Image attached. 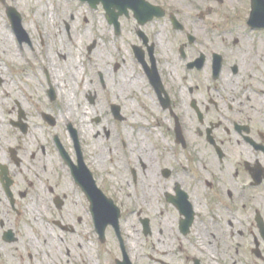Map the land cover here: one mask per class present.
Wrapping results in <instances>:
<instances>
[{
	"label": "flooded vegetation",
	"instance_id": "obj_1",
	"mask_svg": "<svg viewBox=\"0 0 264 264\" xmlns=\"http://www.w3.org/2000/svg\"><path fill=\"white\" fill-rule=\"evenodd\" d=\"M253 3L17 6L0 54V264H102L107 249L112 264H264Z\"/></svg>",
	"mask_w": 264,
	"mask_h": 264
},
{
	"label": "rangeland",
	"instance_id": "obj_2",
	"mask_svg": "<svg viewBox=\"0 0 264 264\" xmlns=\"http://www.w3.org/2000/svg\"><path fill=\"white\" fill-rule=\"evenodd\" d=\"M41 0H5L4 2L0 1V26H2V31H4L8 37V41L9 43L12 44V49L14 48V44H13V36L11 35V26H9V21H8V15H6V11H7V8L10 7V6H15V7H19L20 10H32V9H39V2ZM109 248V247H108ZM108 252L107 253H104L103 256L105 257L104 258V261L102 264H112L110 261H109V258L107 257L108 256V253H109V249H107ZM112 251V254L111 255H114V257H118V254H117V250H111ZM107 255V256H106ZM96 261H95V256H94V259L93 260H89L88 263L89 264H94ZM96 264V263H95Z\"/></svg>",
	"mask_w": 264,
	"mask_h": 264
},
{
	"label": "bare ground",
	"instance_id": "obj_3",
	"mask_svg": "<svg viewBox=\"0 0 264 264\" xmlns=\"http://www.w3.org/2000/svg\"><path fill=\"white\" fill-rule=\"evenodd\" d=\"M2 26H0V54L2 55V57H4L5 59H12V53L14 48L12 49V44L9 43L8 41V37L6 35V33L4 31H2Z\"/></svg>",
	"mask_w": 264,
	"mask_h": 264
},
{
	"label": "water",
	"instance_id": "obj_4",
	"mask_svg": "<svg viewBox=\"0 0 264 264\" xmlns=\"http://www.w3.org/2000/svg\"><path fill=\"white\" fill-rule=\"evenodd\" d=\"M254 1V5L255 7H260L264 4V1L263 0H253ZM8 15H10V18L13 19V23L15 26H17L18 28H20L21 26L19 25V19L17 18V16H15V9L14 8H11L8 10ZM117 219V216L114 218V220ZM110 222H113V220H106V221H102L101 220V227H102V230H104L107 226L108 223ZM120 264H128V263H120Z\"/></svg>",
	"mask_w": 264,
	"mask_h": 264
}]
</instances>
